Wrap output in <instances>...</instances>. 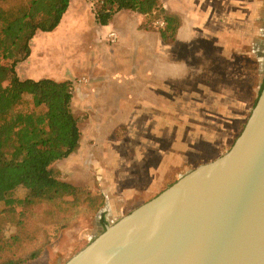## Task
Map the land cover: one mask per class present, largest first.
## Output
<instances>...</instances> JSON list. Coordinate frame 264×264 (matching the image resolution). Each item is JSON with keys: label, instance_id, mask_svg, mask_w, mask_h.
I'll return each instance as SVG.
<instances>
[{"label": "rangeland", "instance_id": "374dc122", "mask_svg": "<svg viewBox=\"0 0 264 264\" xmlns=\"http://www.w3.org/2000/svg\"><path fill=\"white\" fill-rule=\"evenodd\" d=\"M202 1L198 14L202 16L207 9L208 20H197L198 35L191 43L194 51L183 54L192 58L189 60L193 68L191 64H183L185 69L168 65L161 71L168 82L169 97H181L179 92H184L195 99L185 100L184 113L190 117L186 120L189 125L182 129L187 131H169L161 142V147L167 149L169 162L179 158L182 163L171 167L165 187L149 196L145 195L146 191L155 179L151 167L155 169L158 160L150 161V152L141 145L149 141L152 134L129 132L127 121H122L127 119L130 106L140 104L141 100L157 102L153 91L159 85L153 83L152 89L146 86L142 67L136 69L133 82L114 76L131 72L132 65H123L98 52L92 42L96 37V21L83 2L78 3L77 9L83 15L82 25L74 34L66 33L55 40L43 32L38 33L33 60L19 63L17 73L21 79L30 78L28 73L33 72L46 73L41 78L58 82L68 79L73 84L72 112L79 120L82 134L80 150L56 162L52 166L53 173L59 180L82 188L92 196H101L104 201L96 212L75 217L65 210V205L50 203L7 212L0 200V259L24 258L41 250V255L27 264H65L103 233V222L112 225L158 196L180 177L223 156L233 147L251 117L264 83V0L260 5L256 3L258 0H248L247 16L243 21H232L231 35L226 36L220 16L222 0ZM15 2L27 5L30 0H5L4 4L7 7ZM150 22L153 29L159 30L154 18ZM67 25L66 21L60 32L65 33ZM35 41L34 38L30 43L31 51ZM126 45L129 46L128 41ZM88 83L95 90L100 87V104L106 105L101 115L90 117L79 107L81 86ZM6 84L7 79L0 76V85ZM197 101L199 109L192 107ZM27 107L20 106L17 111H26ZM156 136L153 134L154 141H158ZM175 142L176 148H173ZM27 196L24 188L12 194L18 199ZM7 242L10 245L15 242V245L5 246Z\"/></svg>", "mask_w": 264, "mask_h": 264}, {"label": "water", "instance_id": "95a60500", "mask_svg": "<svg viewBox=\"0 0 264 264\" xmlns=\"http://www.w3.org/2000/svg\"><path fill=\"white\" fill-rule=\"evenodd\" d=\"M65 264H264V89L226 154L107 226Z\"/></svg>", "mask_w": 264, "mask_h": 264}, {"label": "trees", "instance_id": "16d2710c", "mask_svg": "<svg viewBox=\"0 0 264 264\" xmlns=\"http://www.w3.org/2000/svg\"><path fill=\"white\" fill-rule=\"evenodd\" d=\"M4 2L0 0V76L7 84L0 85V200L7 212L50 203L65 205L75 217L94 213L103 197L59 180L52 169L81 148L79 120L72 112L73 84L23 80L16 69L31 57L30 43L38 33H51L59 27L71 0H30L27 5L15 2L7 7ZM123 10L154 18L156 23L165 21L166 26L159 28L163 40H175L180 21L168 15L159 0H98L93 8L103 26ZM263 89L264 83L260 95ZM23 105L29 106L26 111H17ZM19 188L28 191L25 199L12 197ZM103 225L105 231L108 225ZM13 245L15 242L5 243ZM40 255L41 250H35L24 258H2L0 264H27Z\"/></svg>", "mask_w": 264, "mask_h": 264}, {"label": "crops", "instance_id": "0c3cea01", "mask_svg": "<svg viewBox=\"0 0 264 264\" xmlns=\"http://www.w3.org/2000/svg\"><path fill=\"white\" fill-rule=\"evenodd\" d=\"M159 1L168 15L177 17L180 21V27L177 31L175 40L172 43L165 42L159 30L152 28L150 17L141 15L131 10H123L117 13L107 26L99 24L96 20L95 13L93 12V6L89 0H71L70 6L59 27L54 32L45 33L49 39L55 38V40L60 39L61 36L65 35L66 33L69 35L74 34V31H76L82 25L83 15L77 9L78 3L83 2L89 6L88 8L94 15L93 21H96L94 26L96 37L92 40V42L94 45H97L98 52L106 58L112 57V60L117 61L118 63L119 61L124 63L123 65H126V63L127 65H132L131 72L125 71L123 76H121V74L119 75L118 73L114 76H116L118 80L125 77L129 82H133L136 78L134 76L137 72L136 69L139 70V68L142 67L145 69L144 82L146 83V86L152 89L153 83L159 85L158 87H154L153 91L154 94H156L153 98L158 99L157 102L156 100H141L140 104L130 106V110L126 114L127 119L122 121H127L129 132L135 134H152L149 141H146L141 145L143 150L150 152V161L152 158L158 160H156L157 162L155 169L151 167L155 179L149 185L146 191L147 193L145 194L146 196L153 195L156 191H159L162 187H165L167 183L166 175L171 167L177 165L181 166L180 164L182 162L179 158L176 159V161L174 160L175 158H172L171 163L169 162L170 158L168 159L169 155L167 149L166 147H161V142L165 141L169 131L176 133H185L187 131L186 129H182V127L184 128L185 126L189 125L187 119L190 117L184 113V111L187 109L185 100L189 102L195 100L192 96L184 92H179L182 93L181 97H171V95L169 97V93L167 92L166 88L168 82L161 71L163 68H167L168 65L178 68L184 67L185 69L183 64H191L193 68L192 63L189 60V58H192H188L183 54L184 52L193 53L194 51L193 45L191 43L198 35L197 32L199 31V28H197V20L199 18H202L205 21L208 20L207 9L203 12L202 16L201 14H198L197 8L198 5H201L203 2L202 0ZM258 1L259 2L256 3L260 5L261 0ZM247 4L248 0L221 1L220 5L223 7V12L220 14V16L224 21V36L231 35L230 27L232 21H243L245 19L247 16V10H245ZM256 10H258V8ZM66 21L68 22V28L64 30L65 33L60 32L63 29ZM110 31L117 32L119 36V42L115 45H111L106 39L107 34ZM37 38L38 34L35 37V45L31 57L27 60L28 62H31L36 54L35 50L38 47ZM127 41L129 46L126 45ZM124 45L126 46L124 47ZM181 53L182 56L180 55ZM158 69L160 70L159 73L157 72ZM45 74L46 73L43 72L28 73L30 78L27 79H48L47 77L41 78L45 76ZM64 81H68V79ZM93 90L95 92H92ZM100 93V87L99 89L95 90L89 87V83L81 86L79 107L90 117L101 115L106 109V105L100 104ZM73 102L74 99L72 101V105ZM142 102H144V104H142ZM192 107L199 109L200 104L197 101L195 104H192ZM191 114L194 115V113ZM129 117L133 118L132 121L129 119ZM184 122L185 124H183ZM194 125L195 124L192 126ZM153 134H157L156 137L158 141H154V138H152ZM140 140H142V138H140ZM176 143L177 142L174 143L173 148H176ZM139 148L140 147L137 149L139 150ZM146 157L147 159L149 158L148 153L146 154ZM142 161L144 163V160Z\"/></svg>", "mask_w": 264, "mask_h": 264}, {"label": "built area", "instance_id": "2783aa9c", "mask_svg": "<svg viewBox=\"0 0 264 264\" xmlns=\"http://www.w3.org/2000/svg\"><path fill=\"white\" fill-rule=\"evenodd\" d=\"M90 3L92 4L93 8H94V5L95 3L98 1V0H89ZM156 25L159 27V28H164L166 26V23L165 21L163 20H159ZM106 39L108 40V42L111 44V45H115L118 43V40H119V36L117 34V32L115 31H110L108 32L107 34V37Z\"/></svg>", "mask_w": 264, "mask_h": 264}, {"label": "bare ground", "instance_id": "6f19581e", "mask_svg": "<svg viewBox=\"0 0 264 264\" xmlns=\"http://www.w3.org/2000/svg\"><path fill=\"white\" fill-rule=\"evenodd\" d=\"M264 3V2H263Z\"/></svg>", "mask_w": 264, "mask_h": 264}]
</instances>
